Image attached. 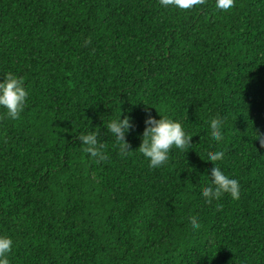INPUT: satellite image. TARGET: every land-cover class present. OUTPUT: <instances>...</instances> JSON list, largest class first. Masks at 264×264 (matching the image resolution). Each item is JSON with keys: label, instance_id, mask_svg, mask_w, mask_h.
I'll list each match as a JSON object with an SVG mask.
<instances>
[{"label": "trees", "instance_id": "obj_1", "mask_svg": "<svg viewBox=\"0 0 264 264\" xmlns=\"http://www.w3.org/2000/svg\"><path fill=\"white\" fill-rule=\"evenodd\" d=\"M8 73L29 92L19 120L0 110L10 264H264V0H235L228 13L214 0L183 11L158 0H0ZM120 112L134 125L126 158L106 130ZM148 116L193 136L157 169L135 152ZM89 130L102 162L78 139ZM220 150L240 198L208 204L207 154Z\"/></svg>", "mask_w": 264, "mask_h": 264}, {"label": "clouds", "instance_id": "obj_2", "mask_svg": "<svg viewBox=\"0 0 264 264\" xmlns=\"http://www.w3.org/2000/svg\"><path fill=\"white\" fill-rule=\"evenodd\" d=\"M205 0H158L159 7L164 9L175 8L178 10H189L197 5H203ZM235 0H214V7L219 13H228L234 7ZM29 92L26 90L22 78L13 73H8L0 78V110H3L6 117L12 121L19 120L24 112ZM120 115L107 123L106 130L110 132L120 145L119 155L126 158L129 153L128 145L125 143L126 134L133 128L130 116ZM145 128L141 137L139 152L152 169L163 167L170 158L172 149L184 150L190 145L191 138L181 122L159 116L155 119L148 116L145 120ZM224 120L222 117L212 120L210 123L211 140L219 144L224 140L223 132ZM78 139L84 147L89 158L97 163L102 162L107 157L105 155L104 142L98 139V130L88 131L86 134H79ZM225 152L223 150L214 151L207 154L206 161L213 165L211 179L207 186L200 192V196L206 203L211 204L219 201L224 196H230L233 200L240 198L241 187L237 179L231 178L219 166L218 162L223 161ZM193 231L200 228L197 219L189 221ZM13 248V240L10 236L0 234V264H10L9 256Z\"/></svg>", "mask_w": 264, "mask_h": 264}]
</instances>
